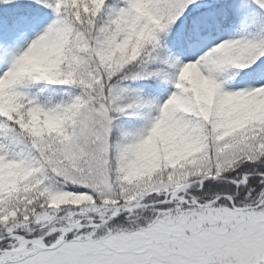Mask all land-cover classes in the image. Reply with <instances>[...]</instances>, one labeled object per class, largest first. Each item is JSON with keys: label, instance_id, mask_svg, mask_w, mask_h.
<instances>
[{"label": "snow or ice", "instance_id": "1", "mask_svg": "<svg viewBox=\"0 0 264 264\" xmlns=\"http://www.w3.org/2000/svg\"><path fill=\"white\" fill-rule=\"evenodd\" d=\"M0 264H264V0H0Z\"/></svg>", "mask_w": 264, "mask_h": 264}]
</instances>
